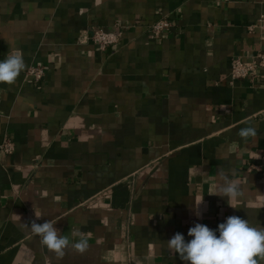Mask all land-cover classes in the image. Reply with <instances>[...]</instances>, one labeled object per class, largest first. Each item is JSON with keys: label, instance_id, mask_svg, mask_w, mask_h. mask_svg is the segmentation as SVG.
Wrapping results in <instances>:
<instances>
[{"label": "crops", "instance_id": "obj_1", "mask_svg": "<svg viewBox=\"0 0 264 264\" xmlns=\"http://www.w3.org/2000/svg\"><path fill=\"white\" fill-rule=\"evenodd\" d=\"M260 14L264 0H0V60L17 50L25 63L0 83V142L14 145L0 151V264H185L167 241L196 223L264 227V70L229 80L231 57L264 52L248 31ZM165 15L170 30L151 39ZM116 24L112 46L83 39ZM37 64L39 88L24 75ZM221 174L242 186L233 207L209 195ZM33 219L89 248L58 259Z\"/></svg>", "mask_w": 264, "mask_h": 264}, {"label": "clouds", "instance_id": "obj_2", "mask_svg": "<svg viewBox=\"0 0 264 264\" xmlns=\"http://www.w3.org/2000/svg\"><path fill=\"white\" fill-rule=\"evenodd\" d=\"M25 63L22 54L17 51L8 52L5 59L0 60V83L11 85L24 70ZM238 136L244 141L255 139L257 129L253 126L240 128ZM209 195L227 197L232 201L244 195L239 181L221 174L217 190ZM203 202V198L200 204ZM31 220L25 227L40 238L42 246L53 252L58 259L65 255V250L71 248L80 253L89 248L87 239L79 230L72 232L73 237H79L71 242L68 236L61 235V230L52 222L37 223ZM218 233V234H217ZM191 240L186 241L182 233H175L168 241L167 247L179 255L185 264H258L256 257L264 260V227L250 225L247 219L231 215L213 230L205 224L196 223L188 229Z\"/></svg>", "mask_w": 264, "mask_h": 264}, {"label": "built area", "instance_id": "obj_3", "mask_svg": "<svg viewBox=\"0 0 264 264\" xmlns=\"http://www.w3.org/2000/svg\"><path fill=\"white\" fill-rule=\"evenodd\" d=\"M116 30L109 31L101 27H93L90 34L84 36L83 39L89 40L97 49L103 50L106 47L116 44L121 38L127 26L125 24H116ZM171 28V20L165 15L162 16L145 28L147 35L154 40H158L168 32ZM254 29L264 36V14H260L253 23L248 26V31L252 32ZM229 80L233 83L235 80H248L254 82L258 72L264 70V52L258 50L251 57L249 62L243 61L239 56H233L230 59ZM46 67L37 64L30 65L25 70V79L32 83L36 88H39L40 81L45 75ZM14 145L12 141L4 137L0 142V151L8 154L12 153Z\"/></svg>", "mask_w": 264, "mask_h": 264}]
</instances>
